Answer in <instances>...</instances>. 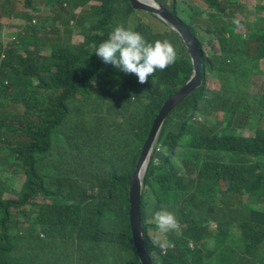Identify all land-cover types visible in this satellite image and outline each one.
Instances as JSON below:
<instances>
[{"label": "trees", "instance_id": "1", "mask_svg": "<svg viewBox=\"0 0 264 264\" xmlns=\"http://www.w3.org/2000/svg\"><path fill=\"white\" fill-rule=\"evenodd\" d=\"M15 1L0 0V18L26 21L8 34L0 23V264H142L129 183L164 100L193 72L186 43L130 0H44L82 27L85 40L72 47L53 14L48 27L33 22L40 3L25 0L17 12ZM157 1L194 34L202 82L165 119L147 167L145 250L153 264H264V92L250 91L251 77L264 74V4L239 19L242 0H204L207 9L187 17L183 0ZM116 24L168 38L174 63L143 84L104 63L92 51ZM161 206L175 213L176 230L158 233L151 213Z\"/></svg>", "mask_w": 264, "mask_h": 264}, {"label": "clouds", "instance_id": "2", "mask_svg": "<svg viewBox=\"0 0 264 264\" xmlns=\"http://www.w3.org/2000/svg\"><path fill=\"white\" fill-rule=\"evenodd\" d=\"M55 6L54 5L48 6L49 8H51V11L47 12L45 10V8H47V6H45L44 3L39 4L38 8H41V10H43L48 15V17H40V14L38 12H36L35 16L33 18V22L37 23L38 22L37 20L39 18H45V21L47 23L48 18L49 17L51 18L52 14H53L55 17V22L57 23L58 26L62 25L63 27L69 28L71 30V32L68 34H61L64 38V41L61 44H73L71 39L73 38L74 34H78L82 37V40L77 42V44H74L73 47L81 46L82 44H80V43H82L85 40V35L82 32V27L76 28V21L73 18H71L68 22H66L64 17L58 15L61 12V10L55 8ZM80 10H81V8L79 10L77 9L76 12L78 13ZM138 10H141V9H138ZM143 11H145V10H143ZM17 12H20V11H17ZM146 12H148V11H146ZM260 14H261V12H260ZM42 16H44V15H42ZM1 18H0V23L2 22ZM9 18H10V20H22V21H24L21 18L10 17V16H9ZM50 21H52V19H50ZM178 21H179V19H178ZM90 23H93V25L98 26L97 21H90L87 24L89 25ZM25 24H26V21H24L21 24H15L13 26L14 30L12 32L20 30L21 26H25ZM46 25L48 27L49 24L47 23ZM182 25L189 29L191 35L193 36V38L196 41V38H195L194 34L191 32L190 28L183 23H182ZM41 30H42V28H41ZM53 31L54 30H52V31L47 30V32L50 33L51 38H56L57 36L52 33ZM4 40L6 42H8L10 40H13V38L11 36H6ZM92 52H95L96 56L99 57L104 63H110L111 65H113V67L116 68L119 72H123L126 74H128V73L135 74L138 82L141 84H143L148 79V77L150 75L152 76L156 70H164L167 66L174 63L176 56H177L176 48L168 38H163V39L156 38V39L150 40V39L146 38L145 35L141 31L136 30L134 25H125V24L114 25L112 30L108 33L107 37L105 39H103L102 41H100L96 45V47L94 48V50ZM200 55H201V52H200ZM5 56L6 55L3 51V53L0 56V62L2 59L5 58ZM183 86H181L179 89H181ZM171 95H169L167 98H169ZM187 97H185L184 99H186ZM167 98L164 100L163 104L165 103ZM184 99H181L177 104H179ZM157 115H156V117H157ZM154 121H155V119H154ZM244 131L245 130H242V132H244ZM252 134H253V132H252ZM159 135H160V133H159ZM245 136H249V135H245ZM158 139H159V137H158ZM156 147H157V142L154 145V148L152 150L151 160L153 158V152L156 151ZM138 160H139V158H138ZM138 160H137V162H138ZM151 160H150V162H151ZM137 162L135 164V167L137 165ZM150 162H149V164H150ZM134 170H135V168H134ZM134 170H133V173H134ZM133 173H132V176H133ZM132 176H131V180H132ZM131 180H130V182H131ZM142 188H143V183H142ZM141 194H142V189H141ZM129 200H130V183H129ZM140 205H141V197H140ZM151 219H152L156 229L158 230L159 234H164V233H168L169 231H174L178 227V220H177L175 213L173 211H171L167 206H161V207L155 209L154 211H152ZM158 245L161 249L171 247V243L169 241L164 240V239H159V238H158Z\"/></svg>", "mask_w": 264, "mask_h": 264}, {"label": "water", "instance_id": "3", "mask_svg": "<svg viewBox=\"0 0 264 264\" xmlns=\"http://www.w3.org/2000/svg\"><path fill=\"white\" fill-rule=\"evenodd\" d=\"M132 6L136 9L145 10L156 14L159 18L164 20L172 29L178 32L184 39L187 49L190 53L193 73L188 79L187 83L172 94L162 105L155 121L149 131L148 137L143 145L139 160L135 167L132 180L130 182V210L129 218L131 224L132 235L134 243L139 254L142 264H153L150 254L145 250L143 231L141 227L140 216V197L142 183L145 176L146 169L152 157V150L156 144L161 127L176 104L193 92L202 82L200 73L201 55L199 47L188 28L182 25L181 22L175 18L172 13L161 3L156 0H130Z\"/></svg>", "mask_w": 264, "mask_h": 264}, {"label": "rangeland", "instance_id": "4", "mask_svg": "<svg viewBox=\"0 0 264 264\" xmlns=\"http://www.w3.org/2000/svg\"><path fill=\"white\" fill-rule=\"evenodd\" d=\"M38 3L40 4H43L44 3V0H36ZM173 0H168L169 3H171ZM179 1H182V0H179ZM192 1V3H191ZM94 3V2H92ZM242 3L245 4L244 7L241 9V11L239 12V14L236 16L238 17L239 19L242 18V17H251L253 18L256 13H257V10H256V6L258 4H263L264 3V0H242ZM24 4H25V0H16L15 1V9L17 11H21V7H24ZM191 7L194 8V10L197 11V13H201L202 14V10H205L207 9V3L204 1V0H183L180 4H179V8H180V14L182 16H185L187 17V15H190L191 13ZM79 9V8H78ZM45 10L47 12H50L51 11V8L47 7L45 8ZM194 14H196L194 12ZM261 14L264 15V12H261ZM197 15V14H196ZM40 16H42V13L40 14ZM199 16V15H197ZM151 21L152 22H155L159 27H162L161 23H159L155 18H151ZM1 28H2V31L6 32L7 34L9 32H12L14 30V25L17 24V20H10L9 17H2L1 18ZM24 22V21H23ZM22 22V23H23ZM242 30L241 28L238 27V31ZM73 39L75 42H79L82 40V37L78 34H74L73 35ZM216 40V39H215ZM218 41H213L212 43H210V52H219L220 49H219V46H218ZM89 47H93V45H89ZM252 83H251V86H250V91L251 92H264V74H255L253 75L252 77ZM208 84L209 86L213 87L212 85H216L215 87L218 88L219 87V82L213 78H209V81H208ZM263 126H264V122H263ZM240 130H245V129H240ZM252 134V132L250 130H245L243 132V135H250ZM21 180L18 181L16 187L17 188H20L21 186ZM15 197L14 194L10 191H6L5 193H3V197L4 198H8V197ZM261 206H264V204H262ZM150 235H152L153 239L155 241H158V238L159 239H162L161 237L158 236V234L156 233V231H152L150 233Z\"/></svg>", "mask_w": 264, "mask_h": 264}, {"label": "crops", "instance_id": "5", "mask_svg": "<svg viewBox=\"0 0 264 264\" xmlns=\"http://www.w3.org/2000/svg\"><path fill=\"white\" fill-rule=\"evenodd\" d=\"M37 12H38L39 14L42 13V15H44V16H40V17H48V15H47L43 10H41V8H39V10H38ZM22 22H23L22 20H17L16 23H17V24H21ZM71 41H72L73 44H69L70 46L73 47L74 44H77V42H75L73 38L71 39Z\"/></svg>", "mask_w": 264, "mask_h": 264}]
</instances>
